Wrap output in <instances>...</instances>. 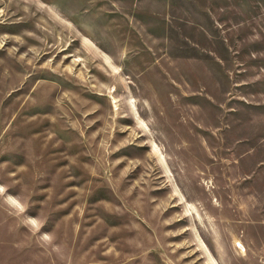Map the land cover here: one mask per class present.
<instances>
[{
    "label": "rangeland",
    "instance_id": "rangeland-1",
    "mask_svg": "<svg viewBox=\"0 0 264 264\" xmlns=\"http://www.w3.org/2000/svg\"><path fill=\"white\" fill-rule=\"evenodd\" d=\"M0 264H264V0H0Z\"/></svg>",
    "mask_w": 264,
    "mask_h": 264
}]
</instances>
